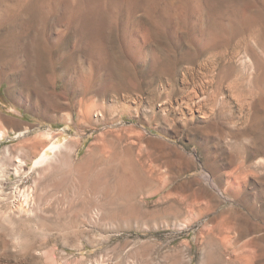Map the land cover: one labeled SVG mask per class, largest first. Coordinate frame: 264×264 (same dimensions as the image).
Returning <instances> with one entry per match:
<instances>
[{
  "label": "rangeland",
  "instance_id": "rangeland-1",
  "mask_svg": "<svg viewBox=\"0 0 264 264\" xmlns=\"http://www.w3.org/2000/svg\"><path fill=\"white\" fill-rule=\"evenodd\" d=\"M263 54L264 0H0V264H264Z\"/></svg>",
  "mask_w": 264,
  "mask_h": 264
},
{
  "label": "bare ground",
  "instance_id": "bare-ground-1",
  "mask_svg": "<svg viewBox=\"0 0 264 264\" xmlns=\"http://www.w3.org/2000/svg\"><path fill=\"white\" fill-rule=\"evenodd\" d=\"M264 55V54H263ZM245 67V66H244ZM247 71L249 72V75H252L255 66L253 63H249L246 66ZM84 118L85 123H91V122H98L97 120H93L91 115H87ZM27 132V129L24 131L18 132L16 134V137H21ZM3 137L2 133H0V139ZM48 138V137H47ZM75 151L72 144H57L55 142L50 143L45 150H43L38 157H36L32 161V168L34 169H40L41 173L37 176L39 179L42 176H46L47 173H49L51 170L55 169L57 166L63 164L64 162H70V156L72 155V152ZM76 154V153H75ZM19 164H22V162L17 160ZM81 167H85V162L82 163ZM86 169V168H84ZM19 173V169L16 168V174ZM128 172L123 173L122 179L119 184L118 190L120 191L119 197L121 199L128 200L130 196H132L134 193L136 194L137 191L147 190L148 193H155L157 190L156 188L160 183H162L161 176L156 170H151L149 172H145L141 175V179L143 182L138 184H132L131 178H128ZM61 180V178H59ZM79 188V186H77ZM76 187V188H77ZM167 197V196H166ZM168 197H171V194H168ZM132 198V197H131ZM24 205L19 206L16 209V220H20L21 218L28 217V216H38L43 217L44 211L39 207V203L32 206L30 208L29 201L30 196L29 194H24ZM89 208L86 210L87 217L89 216V213H91L94 209V204L89 203ZM48 214V213H46ZM85 214V215H86ZM92 214V213H91ZM88 217L92 220L93 215ZM98 215V213H95L94 215ZM86 217V216H85ZM95 218V217H93Z\"/></svg>",
  "mask_w": 264,
  "mask_h": 264
}]
</instances>
